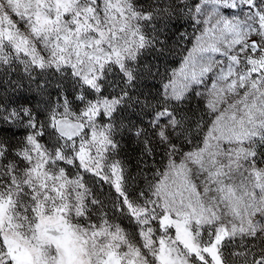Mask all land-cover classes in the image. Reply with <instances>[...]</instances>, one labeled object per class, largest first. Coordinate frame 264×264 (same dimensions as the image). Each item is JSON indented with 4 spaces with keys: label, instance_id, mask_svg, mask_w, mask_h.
I'll return each mask as SVG.
<instances>
[{
    "label": "snow or ice",
    "instance_id": "snow-or-ice-1",
    "mask_svg": "<svg viewBox=\"0 0 264 264\" xmlns=\"http://www.w3.org/2000/svg\"><path fill=\"white\" fill-rule=\"evenodd\" d=\"M262 165L264 0H0V264H264Z\"/></svg>",
    "mask_w": 264,
    "mask_h": 264
},
{
    "label": "rangeland",
    "instance_id": "rangeland-1",
    "mask_svg": "<svg viewBox=\"0 0 264 264\" xmlns=\"http://www.w3.org/2000/svg\"><path fill=\"white\" fill-rule=\"evenodd\" d=\"M172 32L174 33V35H171L169 40H171V39L175 40V41H173V44L171 47V49H174L173 56L170 57L168 60H164L162 58L161 61L159 60V56H157L156 54H149L147 57L148 60L151 61L155 65L154 71L156 68H158L159 73H160V75L157 76L155 78V80L150 82V86H152V85L155 86V87H152V88H154L153 92H155L157 89L162 87V83L167 82V77L171 75V73L174 69L179 68L180 61L182 58L181 57V51L183 49L191 48V43L180 39V33H182V32H187V33L191 34L192 29L190 26L184 25L183 27H180L179 32L177 31L176 28H174V29H172ZM184 54H186V51L184 52ZM165 55H166V53L163 55V57ZM15 76H16V74L13 73V78H15ZM191 102H192L191 103L192 108L196 109L197 108L196 100H192ZM133 144L134 143H131L128 141H122L121 142L122 151L120 152L119 158L125 162L130 176L131 177H137L138 179L136 182L141 187H143V177L145 175H147V164H145L144 160H139V157L144 156V155H142L140 149L137 153L134 152V156L130 155L132 153L130 150V146ZM185 150H187V149H185ZM159 160H160V158H159ZM158 166H159V164L156 165V167H158ZM262 166H264V165H262ZM155 168L152 170V172L155 171ZM152 172H151V175H152ZM96 187H97L98 191H103L105 193V197L108 195L109 189H108L107 184H104L101 187L100 183L98 182ZM238 242L239 241H237V243Z\"/></svg>",
    "mask_w": 264,
    "mask_h": 264
},
{
    "label": "trees",
    "instance_id": "trees-1",
    "mask_svg": "<svg viewBox=\"0 0 264 264\" xmlns=\"http://www.w3.org/2000/svg\"><path fill=\"white\" fill-rule=\"evenodd\" d=\"M173 41H175V40H169L168 41V44H169V47L171 48L172 47V44H173ZM173 53H174V49H172V51L171 52H166V55L163 57V55L162 56H159V60L161 61L162 60V58L164 59V60H168L170 57H172L173 56ZM155 87V86H154ZM153 89L154 88H152V91H153ZM192 103V102H191ZM184 107L185 108H187L188 107V105L187 104H185L184 105ZM192 107V106H191ZM139 147L137 146V145H135V144H133V145H131L130 146V150H131V156H134V152L135 153H137L138 151H139ZM160 155H156L155 156V158L153 159V157H150V156H143V157H139V160H144V162H145V164H147V176H151V172H152V170L156 167V165L157 164H159V157Z\"/></svg>",
    "mask_w": 264,
    "mask_h": 264
}]
</instances>
